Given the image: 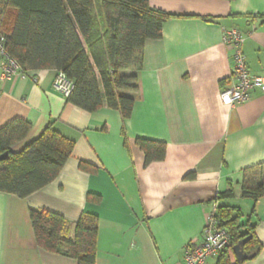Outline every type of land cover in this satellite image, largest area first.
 Instances as JSON below:
<instances>
[{"label": "crops", "instance_id": "1", "mask_svg": "<svg viewBox=\"0 0 264 264\" xmlns=\"http://www.w3.org/2000/svg\"><path fill=\"white\" fill-rule=\"evenodd\" d=\"M149 3L176 18L164 23L161 39L146 42L129 119L107 107L88 113L70 104L54 89L56 71L4 77L0 57V130L15 120L31 125L12 152L49 125L74 143L48 186L25 199L0 192V264H78L38 247L31 210L68 224L97 216L96 264H180L185 246L200 243L209 216L226 205L241 209L242 224L256 226L260 252L243 264H264V198L239 197L244 171L264 164V92L234 107L220 100L233 84L224 31L249 34L248 67L264 78V0ZM138 140L165 144V159L146 166ZM230 189L234 199L214 201Z\"/></svg>", "mask_w": 264, "mask_h": 264}, {"label": "trees", "instance_id": "2", "mask_svg": "<svg viewBox=\"0 0 264 264\" xmlns=\"http://www.w3.org/2000/svg\"><path fill=\"white\" fill-rule=\"evenodd\" d=\"M173 18L152 8L149 0H0V35L22 73H63L73 84L67 97L70 104L88 113L107 107L119 111L123 120L131 117L137 100V72L146 42L161 39L164 23ZM259 18L264 21V15ZM30 130L31 125L22 120L0 130V156L8 153V159L0 161V192L22 199L54 182L74 148L49 125L37 140L13 153ZM137 145L146 166L166 157L163 143L138 140ZM256 176L261 177L259 182ZM235 196L230 189L214 201ZM239 197L254 203L264 198V164L244 171ZM214 217L231 237L230 247L219 254L216 264H243L235 259L233 247L249 236L244 253L253 258L260 252L256 226L250 219L242 224L245 216L240 208L221 206ZM30 220L40 249L76 259L78 264H96L97 216L83 214L78 222L68 224L58 214L31 210Z\"/></svg>", "mask_w": 264, "mask_h": 264}, {"label": "built area", "instance_id": "3", "mask_svg": "<svg viewBox=\"0 0 264 264\" xmlns=\"http://www.w3.org/2000/svg\"><path fill=\"white\" fill-rule=\"evenodd\" d=\"M248 36L249 34L238 29L224 31L223 42L229 49L232 64L231 80L233 82L231 86L223 88L220 93V100L224 106L234 107L248 102L255 90L264 92V78L251 73L243 51ZM0 57L4 77L21 72L17 62L8 55L5 48V37L2 35H0ZM54 89L67 98L73 90V84L66 75L57 73ZM230 244V235L218 226L213 213L209 216L203 230L202 241L200 243L190 242L185 246L180 264H208L212 257L218 256L228 249Z\"/></svg>", "mask_w": 264, "mask_h": 264}, {"label": "water", "instance_id": "4", "mask_svg": "<svg viewBox=\"0 0 264 264\" xmlns=\"http://www.w3.org/2000/svg\"><path fill=\"white\" fill-rule=\"evenodd\" d=\"M7 159H8V153H5L4 155L0 156V161ZM250 240H251V236L241 240L236 246L233 247V252L236 255V258L239 262L246 261L250 258L247 254L244 253V247Z\"/></svg>", "mask_w": 264, "mask_h": 264}, {"label": "rangeland", "instance_id": "5", "mask_svg": "<svg viewBox=\"0 0 264 264\" xmlns=\"http://www.w3.org/2000/svg\"><path fill=\"white\" fill-rule=\"evenodd\" d=\"M260 179H261V177H258V176L255 177L256 182H259ZM245 207H246V206H245Z\"/></svg>", "mask_w": 264, "mask_h": 264}]
</instances>
